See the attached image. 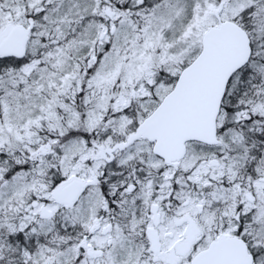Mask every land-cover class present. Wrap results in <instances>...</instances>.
Here are the masks:
<instances>
[{
  "label": "snow or ice",
  "instance_id": "obj_1",
  "mask_svg": "<svg viewBox=\"0 0 264 264\" xmlns=\"http://www.w3.org/2000/svg\"><path fill=\"white\" fill-rule=\"evenodd\" d=\"M0 264H264V0H0Z\"/></svg>",
  "mask_w": 264,
  "mask_h": 264
}]
</instances>
